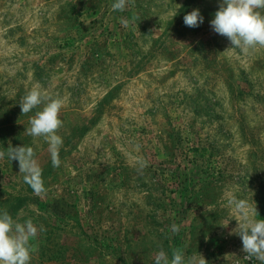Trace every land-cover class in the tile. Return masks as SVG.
<instances>
[{"label":"rangeland","instance_id":"obj_1","mask_svg":"<svg viewBox=\"0 0 264 264\" xmlns=\"http://www.w3.org/2000/svg\"><path fill=\"white\" fill-rule=\"evenodd\" d=\"M114 2L0 0V150L32 147L46 188L34 194L18 161L0 159V210L46 229L30 264H154L161 248L261 264L244 258L229 201L264 219V47L213 31L222 0ZM194 9L204 20L191 28ZM35 85L65 101L56 169L25 132L40 109L19 101Z\"/></svg>","mask_w":264,"mask_h":264},{"label":"clouds","instance_id":"obj_2","mask_svg":"<svg viewBox=\"0 0 264 264\" xmlns=\"http://www.w3.org/2000/svg\"><path fill=\"white\" fill-rule=\"evenodd\" d=\"M129 0H115L113 11L123 12ZM184 24L188 27H199L203 23V16L199 9H194L184 16ZM127 26L128 20L120 21ZM213 31L226 37L232 48H239L243 52L264 47V0H222L214 19L210 21ZM19 105L24 115L34 109H40L29 118V127L25 130L31 137H42L48 144L51 164L54 169L62 164L60 149L63 138L58 134L63 127L60 113L65 105L59 95L53 97L42 90L40 85L33 86L20 99ZM139 150L140 145L137 144ZM7 155L10 161H18L19 172L24 182L33 190L34 194L41 195L46 192L43 179V169L36 159L35 150L30 146H9L7 151L0 150V159ZM138 171L148 167V161L143 158L136 159ZM229 205L234 206L242 217L238 226L233 230L242 241V251L246 253V260L255 258L264 264V219L250 217L258 216L256 208H250L245 200H230ZM46 229L41 225L37 227L31 218L23 223L18 222L7 209L0 210V264H30L32 254L35 252L33 241L39 232ZM173 233L180 231L175 224L171 226ZM154 264H192L186 260L181 249H173L171 258L161 248L154 257ZM200 264H206L202 259Z\"/></svg>","mask_w":264,"mask_h":264}]
</instances>
